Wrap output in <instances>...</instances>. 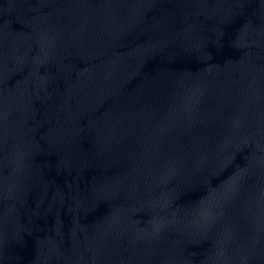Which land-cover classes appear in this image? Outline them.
<instances>
[{
  "label": "water",
  "instance_id": "95a60500",
  "mask_svg": "<svg viewBox=\"0 0 264 264\" xmlns=\"http://www.w3.org/2000/svg\"><path fill=\"white\" fill-rule=\"evenodd\" d=\"M0 264H264V0H0Z\"/></svg>",
  "mask_w": 264,
  "mask_h": 264
}]
</instances>
